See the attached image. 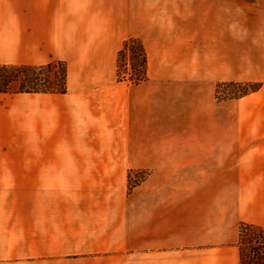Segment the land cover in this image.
<instances>
[{"label":"crops","instance_id":"1","mask_svg":"<svg viewBox=\"0 0 264 264\" xmlns=\"http://www.w3.org/2000/svg\"><path fill=\"white\" fill-rule=\"evenodd\" d=\"M53 59L66 91L24 98L55 147L0 165V264H240L239 224L264 227V0H0V62Z\"/></svg>","mask_w":264,"mask_h":264},{"label":"trees","instance_id":"2","mask_svg":"<svg viewBox=\"0 0 264 264\" xmlns=\"http://www.w3.org/2000/svg\"><path fill=\"white\" fill-rule=\"evenodd\" d=\"M146 71L147 56L143 44L138 38H127L116 54L118 80L138 83L146 78ZM66 79V64L60 59H53L42 64L0 63V93H64ZM232 84L242 85L241 83ZM254 89L243 90L237 96ZM237 245L240 264H264L263 226L241 222L238 226Z\"/></svg>","mask_w":264,"mask_h":264},{"label":"rangeland","instance_id":"3","mask_svg":"<svg viewBox=\"0 0 264 264\" xmlns=\"http://www.w3.org/2000/svg\"><path fill=\"white\" fill-rule=\"evenodd\" d=\"M62 61L67 63L66 60ZM232 83H241L242 85ZM245 83L247 85H243ZM258 86L256 82L219 83L215 87L214 95L217 100L232 99L239 95L241 91L250 88L256 90ZM249 92L252 91L247 93ZM24 96V92L0 93V165H23L24 160L28 158L25 155L29 150L55 147L54 141L44 139L46 137L43 130L45 124L40 123L38 117V102L34 104L33 101L26 100ZM147 175L146 170H128L126 173V193L132 192L134 187L144 180ZM92 255L95 254H78L79 257Z\"/></svg>","mask_w":264,"mask_h":264}]
</instances>
